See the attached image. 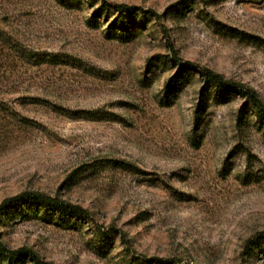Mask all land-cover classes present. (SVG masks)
<instances>
[{
    "label": "rangeland",
    "instance_id": "rangeland-1",
    "mask_svg": "<svg viewBox=\"0 0 264 264\" xmlns=\"http://www.w3.org/2000/svg\"><path fill=\"white\" fill-rule=\"evenodd\" d=\"M114 5L145 23L121 33ZM199 70L264 104V0H0V204L39 192L84 211L9 209L4 248L51 264H264V243L247 249L264 236V122Z\"/></svg>",
    "mask_w": 264,
    "mask_h": 264
},
{
    "label": "trees",
    "instance_id": "trees-1",
    "mask_svg": "<svg viewBox=\"0 0 264 264\" xmlns=\"http://www.w3.org/2000/svg\"><path fill=\"white\" fill-rule=\"evenodd\" d=\"M104 6L106 5H103V7ZM111 9L113 14L115 15V20H114L116 27L115 29L119 28L118 31H120L121 33L125 32L121 30L124 27L125 21H128L130 25L135 26L137 24V17H139V21L140 22L143 21V23H145L148 14L147 11H144L142 9L124 6V5L123 6L114 5L111 7ZM99 11L101 12L100 9ZM187 11L189 10L186 9V12ZM152 16L156 19L159 18L155 14H152ZM186 68L189 69L188 67ZM197 73L200 75L205 85L214 88L217 91V93L220 94L236 93L241 95L242 98L246 101V103L253 108L259 119L262 122H264V104L259 99V97L257 96L254 90L243 89L242 86L226 81L225 79H223L221 75L213 73L209 70H201V71L199 70ZM181 81H182L181 78L175 76L165 83L164 92L166 99H168V96L173 92L174 89H177V87L182 84ZM202 111H203V104L200 103L194 112L195 124H197V122L199 121ZM23 206L33 207L36 210L43 209L44 211L51 213L73 215L76 217H82L84 214V211L81 210L80 208L70 206L57 198H53L39 192H31V193L25 192L13 198L4 200L0 204V216L4 215L5 212H7V210L9 209H16ZM262 243H264V236L249 242L247 246L249 253H253L257 248V246ZM0 259L4 260L7 264H19V263L24 264L25 261L26 263L29 264H51L42 261L37 255L23 248L17 250H7L6 248H4V246L1 243H0Z\"/></svg>",
    "mask_w": 264,
    "mask_h": 264
}]
</instances>
